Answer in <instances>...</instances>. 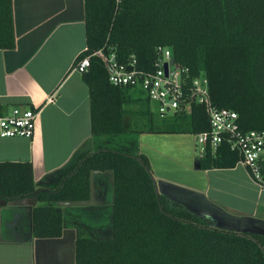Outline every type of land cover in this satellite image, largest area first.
Returning a JSON list of instances; mask_svg holds the SVG:
<instances>
[{
	"label": "trees",
	"instance_id": "obj_1",
	"mask_svg": "<svg viewBox=\"0 0 264 264\" xmlns=\"http://www.w3.org/2000/svg\"><path fill=\"white\" fill-rule=\"evenodd\" d=\"M85 12L87 49L76 64L91 56L87 83L96 153L85 152L90 142L85 144L77 152L78 165L55 173L62 176L59 182L40 184L31 163H0V198L34 200L36 237L58 238L67 227L76 229L77 264H264V235L216 228L212 220L158 195L149 161L139 153L138 135L144 131L195 136L210 131L206 108L192 104L188 112L154 125L144 92L112 85L103 60L93 56L115 51L120 62L136 59L137 69L151 71L157 49L168 48L193 77H208L213 104L235 111L243 131H261L264 0H85ZM15 47L14 0H0V50ZM136 103L140 110L128 108ZM140 119L151 125L135 130ZM240 160L224 142L215 152L207 147L200 168L229 169ZM95 171L114 174L110 233L104 238L79 219V207L59 206L88 201Z\"/></svg>",
	"mask_w": 264,
	"mask_h": 264
},
{
	"label": "crops",
	"instance_id": "obj_2",
	"mask_svg": "<svg viewBox=\"0 0 264 264\" xmlns=\"http://www.w3.org/2000/svg\"><path fill=\"white\" fill-rule=\"evenodd\" d=\"M14 30L16 47L0 50V114L29 108L38 117L32 138L0 136V163H31L35 183L59 182L62 176L55 173L78 165V150L92 141L90 88L76 70L87 49L85 0H14ZM138 141L160 195L217 227L264 233V186L241 163L202 170V154L191 134L144 131ZM84 151L96 153L92 143ZM109 176H94L95 204L79 207L86 219L102 212V221L111 209L101 183ZM35 207L30 197L0 198V264H77V230L67 227L58 238L36 237Z\"/></svg>",
	"mask_w": 264,
	"mask_h": 264
},
{
	"label": "built area",
	"instance_id": "obj_3",
	"mask_svg": "<svg viewBox=\"0 0 264 264\" xmlns=\"http://www.w3.org/2000/svg\"><path fill=\"white\" fill-rule=\"evenodd\" d=\"M157 51L158 59L151 71L137 69L136 59L127 64L120 62L115 51L107 54L100 50L93 56L103 60L112 85L144 92L162 119L176 113L188 112L192 104L204 106L211 130L196 135L202 157L208 146L215 152L227 142L232 151L240 154L239 163L247 168L257 183L264 186V130L243 131L235 111L221 109L213 104L206 75L193 77L188 67L175 62L168 48L159 47ZM90 67L91 56L84 57L76 64V70L80 74L88 73ZM129 68H132L131 71ZM37 117L38 111L29 108H14L8 114H0V136L32 138Z\"/></svg>",
	"mask_w": 264,
	"mask_h": 264
},
{
	"label": "water",
	"instance_id": "obj_4",
	"mask_svg": "<svg viewBox=\"0 0 264 264\" xmlns=\"http://www.w3.org/2000/svg\"><path fill=\"white\" fill-rule=\"evenodd\" d=\"M131 69L132 68H129V71H131ZM88 79H89V74L88 73L84 74L83 75V80L87 82ZM90 143H92V141H90ZM98 173H102L103 174V172H100V171H95V172H92V174H91V195H90V199L88 201L63 202V203H60L59 206H61V207H85V206H92V205H94L95 204V201H94V193H95L94 176L96 174H98ZM109 173L111 174L112 181L114 183V174H113L112 171H110ZM152 179H153V182H154V185H155L156 193L158 195H160V192L158 190V185H157L156 179H154L153 176H152ZM3 203L5 204L6 201H4ZM180 205H182V204H180ZM185 208H187V207H185ZM187 209L190 210L189 208H187ZM190 211H192V210H190ZM192 212L195 213L194 211H192ZM195 214H197V213H195ZM197 215H199V214H197ZM199 216H201V215H199ZM201 217L207 218V217H204V216H201ZM207 219H210V218H207ZM210 220H212V219H210ZM214 225H215L216 228L223 229V230H228V231H234V232H237V233H240V234L249 233V234H255V235H264V233L263 234L262 233H258L256 231L251 230L250 228H246V227L240 228V229H230V228L217 227L215 223H214Z\"/></svg>",
	"mask_w": 264,
	"mask_h": 264
},
{
	"label": "rangeland",
	"instance_id": "obj_5",
	"mask_svg": "<svg viewBox=\"0 0 264 264\" xmlns=\"http://www.w3.org/2000/svg\"><path fill=\"white\" fill-rule=\"evenodd\" d=\"M134 97L137 98L138 96L136 95ZM141 103H142V101H141ZM139 106H140V104L136 103V104L131 105L128 108L133 110V111H138V110H140ZM144 106L151 110V112L153 114L154 125H157L158 123H160V117L156 113L155 105L152 102H150L148 105L144 102ZM146 123L148 124V121ZM146 123H145V119H140L139 124L137 126H135V130L140 131V130L144 129V126L147 125ZM150 125H151V123H149L147 126L149 127ZM109 215L111 216V214H109V213L105 214L104 220L100 221L101 223L99 222L98 228H99V231H101V234H99V235H101V237H103V238L108 236L107 235L108 228H106V227H108L107 217H109ZM82 217L84 218V220H83V223H84L85 222L84 214L82 215ZM88 222H90V221H88ZM99 231L96 230V232H99ZM96 234H98V233H96Z\"/></svg>",
	"mask_w": 264,
	"mask_h": 264
},
{
	"label": "flooded vegetation",
	"instance_id": "obj_6",
	"mask_svg": "<svg viewBox=\"0 0 264 264\" xmlns=\"http://www.w3.org/2000/svg\"><path fill=\"white\" fill-rule=\"evenodd\" d=\"M106 173H108V174H110L109 173V171L108 172H106ZM101 182V181H100ZM102 184H103V186H104V196L105 195H107L108 196V194H109V197L111 198V202H112V204H111V207H112V205H113V190H114V183H113V181H112V176H111V180H110V176H109V179H106V178H104V180L101 182ZM94 213H96V214H94V216H92L91 218L89 217H87V219L85 218V222H84V225H87L89 228H92L93 230H98L99 231V228H98V226H99V222H100V220L101 219H99V215L100 214H102V212L101 213H99L98 212V214H97V212H94ZM105 213L107 214V213H109V214H111V209L110 210H106L105 211ZM105 217V216H104ZM111 217H112V215L110 216L109 215V217H107V220H108V227H106V228H108V232H107V234H109L110 233V224H111ZM79 219H82V221L84 220V218L83 217H79ZM104 220V219H103ZM88 221H90V222H88ZM101 223V222H100ZM93 232V231H92ZM100 232V231H99ZM99 232H98V234H99ZM95 234H96V232H94Z\"/></svg>",
	"mask_w": 264,
	"mask_h": 264
}]
</instances>
